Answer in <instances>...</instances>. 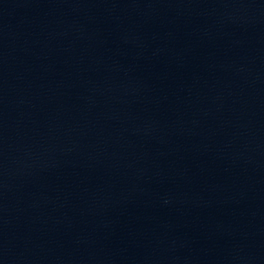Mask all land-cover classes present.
<instances>
[{"label": "water", "instance_id": "1", "mask_svg": "<svg viewBox=\"0 0 264 264\" xmlns=\"http://www.w3.org/2000/svg\"><path fill=\"white\" fill-rule=\"evenodd\" d=\"M0 264H264V0H0Z\"/></svg>", "mask_w": 264, "mask_h": 264}]
</instances>
